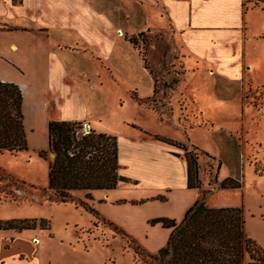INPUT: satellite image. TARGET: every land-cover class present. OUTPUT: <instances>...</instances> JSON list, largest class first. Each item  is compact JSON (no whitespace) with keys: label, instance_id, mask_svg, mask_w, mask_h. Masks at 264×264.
Returning <instances> with one entry per match:
<instances>
[{"label":"rangeland","instance_id":"rangeland-1","mask_svg":"<svg viewBox=\"0 0 264 264\" xmlns=\"http://www.w3.org/2000/svg\"><path fill=\"white\" fill-rule=\"evenodd\" d=\"M72 1V11L61 17L45 7L43 19L54 30L55 38L51 39L66 44H71L77 34L68 30V26L82 23L83 27L87 23L84 28L93 48L85 41H76L69 46L74 51L58 49L57 54L60 63L70 70L63 74L62 81L76 88L74 76L82 71L91 76L98 74L101 79L95 80L98 84L94 89L48 90V73L44 77L37 74L38 62L31 53L54 49V41L47 37L52 36L49 30L44 34H13L24 46L19 52L8 50L20 57L18 60L31 80L37 77L45 85V91H30L27 97L28 149L0 152V219H37L34 229H10L18 236L27 232L17 257L22 261L37 258V264H158L145 254H155L166 245L168 229L161 223H157L160 226L150 223L153 218L146 219L152 211L132 206L149 199L132 200L131 196L136 195L131 190L134 188L124 189L126 184L111 191V201L105 200V191H92L90 197L86 190L73 192L74 198L87 201L98 214L75 202H61L57 196L49 198L52 193L47 189L49 162L54 154L40 155L41 150L48 149V122L75 116H79L75 119L82 122L86 131L87 127L103 129L117 136L122 133L135 136L138 131L143 138L155 140V135H163L185 145L187 150L175 146L173 149L185 159L186 151L198 156L201 181L198 198H205L210 206L242 207L247 235L264 248V0H243L244 21L254 38L248 47L243 39L239 64L234 59V70L225 74L189 48L187 58L169 21H162L160 12L149 3L97 0L99 7L110 9L112 15L117 14L116 3L121 14L129 11V32L148 28L129 33L108 21L106 29V22L95 20L91 10L88 17L85 15V4ZM70 5L61 4L66 9ZM238 22H242V14ZM244 28L245 25L243 31ZM233 39L226 40L223 46L236 42ZM8 40L0 37V49L8 48ZM43 65L47 67V57ZM76 105L78 113L67 110ZM219 170L220 178L239 179L241 188H221L216 173ZM118 171L121 174V167ZM215 176L219 188L212 191ZM137 182L132 178L128 181ZM123 202L129 204L124 206ZM41 218H46V222L41 223ZM146 222L152 228L149 232L143 229ZM13 240L7 238L0 246V260L1 251L11 247ZM246 264L262 263L247 255Z\"/></svg>","mask_w":264,"mask_h":264},{"label":"crops","instance_id":"crops-1","mask_svg":"<svg viewBox=\"0 0 264 264\" xmlns=\"http://www.w3.org/2000/svg\"><path fill=\"white\" fill-rule=\"evenodd\" d=\"M28 1L29 0H0V37L9 39L7 44L8 48L0 49V66L2 68L0 69V80L15 82L20 86L24 95L23 109L25 114L27 97L29 93H31L30 91H45V85L43 86L41 83L42 79H38L37 77L34 78V81L33 79L31 80V77H28L27 69L22 66L18 60L20 57L15 53L9 52H19L24 46L21 40H16L12 36L16 33H24V35L44 34L49 30L52 36L47 37L50 39L55 38L53 28L48 27L43 19L45 7L51 9L50 11L54 12L58 17L66 15V12L72 11L73 8L72 0H61V2L59 0H31L34 1V3L30 2V4ZM77 1L81 2L82 5L85 4L87 10L85 15L87 17L91 10V13L95 15V20H102L104 24L106 22V29H108V21L122 28V31L129 32L130 28H127V21L131 18V13L127 11L121 14L119 12V3H116L114 6L117 9V14L112 15L110 9L106 7L100 8L97 0ZM127 1L146 2L156 8L157 11L160 12L161 18H163L162 21L165 19L169 21V25L175 37L179 40L178 44L181 52L186 54L187 58L190 56L187 50L189 48L190 51L192 50L191 52H198L200 55L199 58L201 57L203 61L214 64L223 74L234 70L232 66L235 65V62L238 63L237 58L239 57V49H241L240 44H242L241 42L244 43L243 39L247 40L248 47V42L251 41V38H254V36L251 37V31L249 32V28L246 27V22L244 21L246 13L243 12V0ZM62 3L64 5L71 3L70 8L66 9V7H62ZM241 14L242 22L239 23L238 18ZM86 25L87 23L82 27L81 23L69 25L68 28L66 27L68 30L77 32L71 44H66L59 39H51L55 43L54 49H48L47 53L46 51H38L37 49L34 55L31 53L33 60L35 59L34 61L36 63L38 62L36 66L37 74L44 77L45 72L48 73L47 86L49 91H51V88H55L58 91H75V89L90 91L94 89L98 81H100V75L96 74V76H91L89 73L83 71L81 74L74 76L75 83L77 84L76 88L69 87L62 81L63 74L66 75L70 70L66 65L60 63L57 50L67 49L70 45L75 44L76 41H85L92 47L86 36V29L84 28ZM244 25L245 28L243 31ZM147 29L148 28L143 27L139 30H130L129 33H138ZM246 32L247 37L245 36ZM231 38H235L233 40H236V42L224 47L223 45L226 44L225 41ZM14 46L16 48H14ZM235 49L238 50L237 55H235ZM71 50L74 51L73 49ZM25 51H27V49H25ZM241 51L243 52L242 49ZM46 57L47 67L43 65V61L46 63ZM128 58H130V56ZM234 59L235 62H233ZM95 80H98L97 84ZM30 81L33 82L32 85L29 84ZM67 110L72 113H78L79 107L76 105L74 107H68ZM77 117L79 118V116L73 118L75 119ZM159 125L162 126L163 123ZM101 132L105 131L102 129ZM118 141L121 174L138 182L137 184H132L122 181L119 182L117 187H122L123 184L127 185L123 187L124 189H131V187H133L134 189L131 190H133L136 195L131 196L132 200L136 198L149 199L143 202V204L141 203V205L132 203V206L137 210L146 209L152 211L146 216L147 220L162 216L181 220L187 209L198 199L200 191V188H189L187 186V160L183 156L176 155L175 153L177 152H175L176 150L173 149V146L156 139L143 138V136L139 135L138 131H135V136L129 133L118 134ZM216 173L218 174L219 181L224 179V177L220 178V170L216 171ZM218 188V183L215 181L211 190L215 191ZM95 191H105V200L111 201L112 198L110 197V193L113 189ZM127 202H123L124 206L129 204ZM147 224L148 222L145 224L146 227L143 228L145 232H149L152 229L148 228L149 224ZM167 229V236H169L170 229ZM129 231L132 232L133 230L130 229ZM26 233L27 232L18 236L17 234H13L11 230H0V246H3L7 238L11 237L14 239L13 242H11V247L6 249L3 248L1 251L0 264H37V258H32L29 261H22L17 257L20 244H22L20 242L23 241ZM15 237L17 238L16 240ZM10 250H13V252L10 253Z\"/></svg>","mask_w":264,"mask_h":264},{"label":"trees","instance_id":"trees-1","mask_svg":"<svg viewBox=\"0 0 264 264\" xmlns=\"http://www.w3.org/2000/svg\"><path fill=\"white\" fill-rule=\"evenodd\" d=\"M23 104L20 86L0 80V152L28 149ZM47 129L48 149L41 150L40 155L54 154L49 162L47 189L52 192L49 198L57 196L61 202H75L90 213L98 214L87 201L74 198L73 192L86 190L90 197L92 191L114 189L119 182L130 180L118 171L121 167L118 136L92 128L83 130L82 122L76 119H51ZM155 138L187 150L170 137L155 135ZM185 156L187 186L200 188L198 156L192 151H186ZM215 181L218 182L217 176ZM219 186L241 188V182L228 176L219 181ZM40 220L42 223L47 219ZM36 222V218L0 219V230L34 229ZM150 223H161L171 229L165 246L155 254H145L158 264H246L247 255L264 264V248L247 235L242 207L210 206L205 198H198L181 221L162 216L151 219ZM119 231L129 236L123 229Z\"/></svg>","mask_w":264,"mask_h":264},{"label":"water","instance_id":"water-1","mask_svg":"<svg viewBox=\"0 0 264 264\" xmlns=\"http://www.w3.org/2000/svg\"><path fill=\"white\" fill-rule=\"evenodd\" d=\"M90 130V127H87V131H89Z\"/></svg>","mask_w":264,"mask_h":264},{"label":"bare ground","instance_id":"bare-ground-1","mask_svg":"<svg viewBox=\"0 0 264 264\" xmlns=\"http://www.w3.org/2000/svg\"><path fill=\"white\" fill-rule=\"evenodd\" d=\"M14 48H16V47L14 46Z\"/></svg>","mask_w":264,"mask_h":264}]
</instances>
